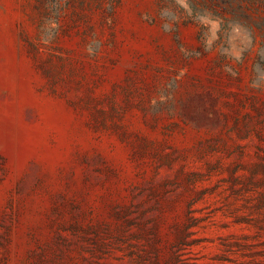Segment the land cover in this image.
I'll return each instance as SVG.
<instances>
[{
	"label": "rangeland",
	"instance_id": "374dc122",
	"mask_svg": "<svg viewBox=\"0 0 264 264\" xmlns=\"http://www.w3.org/2000/svg\"><path fill=\"white\" fill-rule=\"evenodd\" d=\"M0 264H264V0H0Z\"/></svg>",
	"mask_w": 264,
	"mask_h": 264
}]
</instances>
